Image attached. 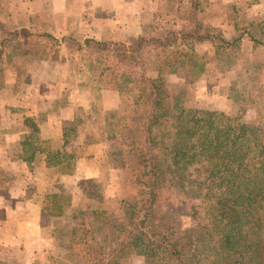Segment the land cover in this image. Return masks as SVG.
<instances>
[{"label": "trees", "instance_id": "trees-1", "mask_svg": "<svg viewBox=\"0 0 264 264\" xmlns=\"http://www.w3.org/2000/svg\"><path fill=\"white\" fill-rule=\"evenodd\" d=\"M241 1V9L233 6L228 13L239 15L258 3ZM211 7L203 0H168L137 37L116 43L64 38L65 58L76 62L85 85L120 95L119 108L106 113L103 125L108 138L120 144L111 168L130 170L141 194L95 210L93 222L72 233L67 257L55 264H121L137 247L145 249L152 264H264V127L187 108L181 102L185 89L171 90L167 79L174 73L193 84L207 72L208 61L189 50V42L211 43L215 55L240 63L264 47L261 27L254 32L253 23L241 26L238 16L228 19L227 12L214 18ZM39 24L32 20L10 28L0 23V66L5 51L11 59L28 55L31 42L45 38L35 34ZM51 46L62 48L61 43L45 45L43 52ZM149 50L156 52L155 76L150 75ZM253 67L258 73L252 80L262 85L264 64ZM73 129L64 130V147L76 137L68 134ZM55 160L56 165L65 161ZM70 200L54 195L55 210L46 212L60 215ZM183 218L189 220L187 227Z\"/></svg>", "mask_w": 264, "mask_h": 264}, {"label": "rangeland", "instance_id": "rangeland-1", "mask_svg": "<svg viewBox=\"0 0 264 264\" xmlns=\"http://www.w3.org/2000/svg\"><path fill=\"white\" fill-rule=\"evenodd\" d=\"M204 1L208 2L207 0ZM225 1L227 2L211 7V10H213L211 16L215 18L227 12L224 16L228 17V19H234L237 14L228 13V11L233 6L238 7V9L243 7L241 0ZM228 5H230V7ZM42 6V3L32 4L33 12L28 18H21V15L17 13H13V18L12 16L8 17L7 14H9V11L7 7L0 6V10L4 12V15L0 17V23H3L4 26L16 28L20 20L24 21L27 25H30V22L33 20L40 23L39 31L35 32L36 36L45 37L42 40L35 39L31 42L28 48V51H30L28 55L21 54L11 59L9 57L10 51L7 52L4 50L6 54L0 68L4 66L5 71H9L14 68L16 69L17 65L18 80H21V82L28 80L32 81V72L38 74V76L41 77V85H34L37 83H32L33 85H23V90H21L22 94H35L38 92L39 87L41 94L45 95L46 110L45 108L44 110L62 111L59 115H62L64 118V126L74 127L73 131L71 130L68 134H71V138L76 137L69 145L62 149L58 147L54 149L50 141L40 140V138L35 135L31 137V145H29L30 143L22 145V152L17 150L22 158L32 157V159L39 158L43 155L52 160L58 153V156L65 159L64 164L61 166V175L68 174L76 176L78 178H76V183L78 184L76 186H78L79 194L84 198L95 201V203L81 202L79 203V207L76 206V210L72 213V230L69 231L68 235L67 233L61 234L63 238L66 239L68 237L70 240L75 230H78L82 226H88L93 222L92 214L95 210L105 208L112 209L116 207L118 201L122 199L137 200L140 198L141 188L136 184L130 170L114 169L118 172L111 174V165L113 164L111 155L120 148V144L115 139L108 138L107 130L103 129L106 113L108 111H105L102 106H99V100H97L98 103L96 102V105L92 104L88 108L81 105L79 99L84 95L81 89L85 85L84 82L87 81L86 76H80L77 73V64L75 61L65 58L69 54L68 50L64 48V45H66L64 38L70 37L69 35L77 38L78 36H83L97 39L102 42L109 41L116 43L122 38L118 31L119 24H126V22L118 20L119 17L117 18V16L115 17V12H113V10L119 11L121 8L120 3L115 0L111 1V3L107 0L102 5L96 6V10L93 8L89 11H80L75 5H72L73 7L71 9V5H68L66 6L67 12L64 11L61 13V5L58 3H49V8L46 4L44 7L45 10H42ZM158 6L159 11L163 10L166 6V1L163 0ZM169 7V9L172 10L174 2L170 3ZM175 10H177V8H175ZM249 12V9H244L237 15V23L241 26L244 24L246 25L247 22L253 23L256 26V28L253 27L252 29L254 32L259 31L258 27L264 30V16L258 21L250 20ZM177 14L180 15L182 12L180 11ZM29 18L31 19L30 22H28ZM10 19L17 24L15 23L13 25L7 23L11 21ZM130 20L134 22L133 19H128L127 21ZM115 25H117V28L111 29V27ZM101 27H103L101 29L102 33L99 32ZM90 31L92 32L90 33ZM193 32H197V30ZM48 35H52L51 38L48 37ZM55 43L59 45L61 43L62 48L56 49L51 46L46 52H43L44 47L42 46L53 45ZM67 44L74 46V42L72 41H68ZM188 49L205 57L208 61V66L205 75L193 84H187L184 78L177 77L174 73L169 74L167 79L171 90L174 91L180 88L185 89L186 95L181 100L183 105L190 109L207 111L213 118L225 115L247 125L264 127V83L258 85L256 81L252 80L258 73L254 70L253 66L264 64V47L256 49L257 51L259 50L258 53L255 50L249 57L245 56L244 63H240L239 61L234 62V58H231L232 61H229L227 57L230 55L225 57L220 53L215 55V48L211 43L199 44L189 42ZM43 53H47L50 59L38 58V56ZM56 55H59L58 59L55 58ZM232 57H234V52H232ZM26 58L37 61H47V64L44 67L42 63L40 67L37 65L33 67ZM147 58L149 61L150 75L155 76L156 52L154 50H149L147 52ZM12 60H14L15 63ZM21 61L25 62L20 63ZM231 68L234 70H231ZM74 73L77 75L76 79H74ZM4 78L5 72L0 73V94H5L7 90L4 84ZM22 84L17 86V91L21 89L20 86H22ZM55 85H58V87L53 88ZM88 87L94 92V99H97L96 97L100 96L99 91L96 87L95 89L92 86ZM41 105L44 106L42 103ZM35 106H37L36 100ZM41 120V117L33 118L32 116H28V118H24L23 122L27 127L34 130L39 123L41 124ZM19 122L22 123L21 120ZM79 136L80 140H82L86 146H88V142L91 141L96 142L97 145L92 144L95 146L90 151L82 150L79 144L81 142H76ZM36 166H34L37 168L35 169L39 171L38 163ZM23 186L25 185L22 181L16 183L17 188ZM87 194L95 195L96 199L88 197ZM175 197H177L176 194ZM80 207L83 209L81 210ZM189 224V220L184 219V226L187 227ZM144 252L145 249L143 247L133 248L130 259L121 264H152L146 258ZM57 260L64 259H58L52 256L51 260L48 262L50 264H55Z\"/></svg>", "mask_w": 264, "mask_h": 264}, {"label": "crops", "instance_id": "crops-1", "mask_svg": "<svg viewBox=\"0 0 264 264\" xmlns=\"http://www.w3.org/2000/svg\"><path fill=\"white\" fill-rule=\"evenodd\" d=\"M106 1L0 0V6H6L10 16L13 13H17L21 15V18H28L33 12L32 4L34 3H42V10H45L46 4L49 8V3H58L61 5L60 12L62 13L64 11L67 12L66 6L68 5H71V9L72 5H75L80 11H89L93 8L96 10V6L102 5ZM111 1L114 0H108L109 3ZM115 1H118L121 5L119 11L113 10L115 17L117 16V18L119 17L118 20L126 22V24L120 23L118 27V31L122 36L120 41H122L143 34L146 24L150 22L156 12H159L158 5L163 0ZM165 1L167 4L168 0ZM207 1L203 0V3L206 2L205 4L212 7L227 2L225 0ZM228 6L230 7V5ZM249 11L250 20L258 21L263 18L264 0H258V3L250 7ZM128 19H133L134 22L132 20L127 21ZM20 22L24 23L22 20ZM102 28H100L99 32H101ZM113 28H117V25L111 27V29ZM26 60L33 67L35 65L40 67L41 63L44 64V67L47 64V61H37L29 58H26ZM22 62L25 61L20 63ZM17 70L18 67L16 65V69L5 71L4 84L7 90H4L5 94H0V264H50L48 261L51 260L52 256L58 259H65L67 256L69 238L65 239L61 234L67 233L68 235L69 231L72 230V213L76 210V206L79 207L81 202L95 203V201L84 198L79 194L78 186H76L78 185L76 176L61 175L60 170L64 162L60 165L54 164L56 163L55 158H62L58 156V153L52 158L53 162L50 163L51 159L47 156L41 155L39 158L34 159L32 157L22 158L19 155L20 153L17 152V150L22 152V145L28 143L31 145V137L35 135L40 140L50 141L54 149L57 147L62 149L64 147L63 134L66 129L64 118L59 115L62 111H45V95L41 94L39 87L38 92L35 94H22L23 85L37 83L34 85L39 86L41 85V77L32 72V81L21 82V80H18ZM73 76L74 79L77 78L75 73ZM19 84H22V86L17 91ZM55 87H58V85L53 88ZM81 91L84 95L79 99V102L85 108L92 104L96 105V102L98 103L97 100H99V106H102L105 111L117 110L120 106V95L116 91L101 90L99 92L100 96L96 97L97 99H94V92L90 87L84 85ZM35 100L37 101V106H35ZM28 116L33 118L41 117V124L39 123L37 126L38 132L35 133L33 129L27 127L23 122L24 118H28ZM20 120L22 123L19 122ZM79 141L81 142L79 144L82 150L90 151L95 146H86L80 140V136L76 139L77 143ZM37 163L39 171L36 170ZM115 172L118 171L111 170V174ZM21 181L25 186L17 188L16 183ZM57 194L71 197L70 204L62 208L60 215L49 214L46 211L52 212L56 207L55 204L52 205L50 199ZM80 209L82 210L83 208L80 207Z\"/></svg>", "mask_w": 264, "mask_h": 264}]
</instances>
